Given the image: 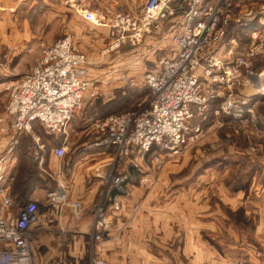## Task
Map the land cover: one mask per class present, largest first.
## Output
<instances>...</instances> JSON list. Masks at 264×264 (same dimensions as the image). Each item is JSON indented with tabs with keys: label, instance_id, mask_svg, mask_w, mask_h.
I'll return each mask as SVG.
<instances>
[{
	"label": "crops",
	"instance_id": "crops-1",
	"mask_svg": "<svg viewBox=\"0 0 264 264\" xmlns=\"http://www.w3.org/2000/svg\"><path fill=\"white\" fill-rule=\"evenodd\" d=\"M137 4L138 0H0V10L6 12L4 24L10 25L5 30L0 27V41H3L0 53L4 55L0 54V118H4L0 122V129H4L0 131L4 173L0 189L22 204L32 201L37 205L35 220L30 225L33 233L30 247L35 261L90 264L93 208L102 199L110 222L109 235L100 243L97 253L108 264H264V255L256 254L264 252V162L204 161L198 175L183 179L180 191L163 195L155 191L145 193L138 172L127 163L120 168L129 176L124 193L112 191L102 198L106 164L115 148L91 146L94 135L90 123L109 115L99 114L93 108L98 97L86 93L83 103L87 104V110L75 113L60 135H49L34 122L30 133L17 136L4 117L8 101L6 84L29 72L40 58L44 44L38 42L30 48L29 39L57 41L67 34L76 51L100 56L109 41V30L88 23L76 9L102 10L111 15L118 11L134 12ZM24 6L30 8L27 13L14 15L15 10ZM231 6L234 17L249 10L253 13L246 26L233 22L229 25L225 47L238 54H252L253 63L259 61L254 69L259 70L264 65V0H231ZM29 12L33 15L31 19ZM34 15L37 31L31 34L29 24L35 20ZM16 20L21 24L18 30L12 27ZM233 29L241 32L234 33ZM242 33L249 45L241 44ZM167 49V43L158 48L153 38H145L137 52L140 59L149 60L154 66ZM89 76L94 77L91 63ZM95 77L98 80L93 79V86L97 82L102 86L109 84ZM93 86L88 92L94 95ZM247 88L244 93L249 95L252 92L247 93ZM260 103L264 104V98H260ZM216 106L213 103L211 110ZM197 123L198 119H194L191 124ZM211 124L212 119L202 123L206 133ZM223 131L214 129L215 133L209 134L212 138L205 139H212L211 149L221 153L219 140ZM60 146L66 148L62 158L53 153ZM152 158L149 155L147 162L153 164ZM238 168H246L240 181L235 177ZM147 174L155 181L160 176L154 170ZM54 190L64 193V203L50 200L49 193ZM114 200L122 205L119 212L111 208ZM225 239L229 254L222 255Z\"/></svg>",
	"mask_w": 264,
	"mask_h": 264
},
{
	"label": "built area",
	"instance_id": "built-area-1",
	"mask_svg": "<svg viewBox=\"0 0 264 264\" xmlns=\"http://www.w3.org/2000/svg\"><path fill=\"white\" fill-rule=\"evenodd\" d=\"M231 7V0L212 4L207 0H145L135 13L108 15L102 10L76 9L88 23L109 30V41L101 54L122 49L137 52L145 38H153L158 48L163 43L168 47V52L164 51L146 71L144 84L149 94L137 108L90 123L94 135L91 146L115 148L106 164L102 198L112 191L124 193L127 175L120 169L123 165L128 163L138 171L149 155L154 161H160L162 153L178 158L202 139V123L208 119H212L215 130L249 135L247 150L255 151L251 141L264 137L257 118L260 98L264 97V68L254 69L252 54H238L225 47L229 25L246 26L253 13L249 10L234 17ZM89 66L88 57L74 49L70 37L43 48L36 65L5 86L8 101L4 117L13 132L17 136L30 133L32 124L38 122L49 135L63 134L93 86ZM246 87L253 92L245 94ZM215 102L217 106L211 110ZM194 119H198L195 125L191 124ZM53 153L62 158L66 148L56 147ZM3 178L0 161V181ZM49 198L55 203L65 202L60 190L49 193ZM111 208L119 212L122 205L114 200ZM36 212L35 202L22 204L0 189V264L36 263L30 247V225ZM109 224L100 199L93 208V248L108 238ZM90 264L108 263L92 256Z\"/></svg>",
	"mask_w": 264,
	"mask_h": 264
},
{
	"label": "rangeland",
	"instance_id": "rangeland-1",
	"mask_svg": "<svg viewBox=\"0 0 264 264\" xmlns=\"http://www.w3.org/2000/svg\"><path fill=\"white\" fill-rule=\"evenodd\" d=\"M144 1L145 0H138V4L136 6L137 8L132 13L137 12L139 7ZM28 9H30L29 6H24L21 8V10L20 9L15 10L13 13L14 15L17 13L16 16H20L22 12L24 15L25 12L27 13ZM32 9L33 11H35L36 7L34 6L32 7ZM125 12H129V11H125ZM5 13L6 12H4V9L2 8L0 10V27H2V29L4 30L10 26L9 24H4V19H5L4 17H6L4 15ZM29 15L31 19V16H33L31 15V12H29ZM34 19H35V15H34ZM34 21H36V19L30 21L29 24L30 32L33 31L31 34L36 33L37 31L36 29L37 26L34 23ZM12 27L18 30L20 29L21 24L16 20L12 24ZM46 27L47 26L45 25V30ZM231 31H233L234 33L241 32L239 29H233ZM227 32L228 31H226V34ZM240 36H241L240 37L241 44L249 45V41H247V39L243 36V33L240 34ZM66 37H70V36L65 34L59 40H62ZM226 37H228V34ZM57 41L49 40V39L37 40L36 38H31L28 40V45L30 46V48L31 47L33 48V46H36L38 42L39 45L44 44L43 47L40 49L41 51L43 48L52 46ZM226 41L227 38H225L224 42ZM5 42H10V41H5ZM13 42L18 43L20 41L14 40ZM105 46L103 48H105ZM130 51L131 50L128 51L127 49H122V51H119L117 53L101 54L100 56H96V55L91 56L87 53H84L88 57L89 62L91 63L92 72L94 75L93 79L98 80V78H96L95 76H99L100 78L103 79V81L106 80L109 81L108 82L109 84H106L104 86H102V84H100L99 82L94 83V86L92 87L91 91H96V93H94L93 95L92 93L88 92L87 94L88 96L91 97H98L93 107L97 110V113L101 114L105 112V113H109L110 115V114H118L125 111L133 110L137 108V105L149 94V91L144 84V75L146 71L151 70L153 66H151L150 62H148L149 60L147 61L145 59H140L138 56V52H136V50L132 52ZM166 52H168V50ZM1 56L4 55L1 54ZM256 58L257 60H259L258 57ZM263 62H264V58H263ZM255 63L259 64V61H256ZM255 63L254 65H257ZM256 67H261V66L258 65ZM93 79L92 81L94 82ZM251 90L252 89H249L246 92L249 93L251 92ZM86 105L82 102L80 108L76 110L75 113L86 111L87 110ZM261 106L262 107L257 109V118L259 125L262 128H264V115H263L264 104H262ZM75 113L73 115H75ZM93 117L95 116H92V118ZM223 132L224 133H220L222 138L221 140H219V147L222 149V153L221 151H216L211 149V145H212L211 143L213 141L212 139L205 140L207 138H212V136H210L209 134L215 133L214 129H212L209 126L207 128V133L205 132V135L202 137V139L199 140L195 145L188 146V148L185 149V151L181 153L178 158L177 157L169 158L168 155L162 153L160 154L161 156H159L161 160L160 161L153 160L152 161L153 164L151 163V161L147 162L148 159H146V162L143 163L142 166L139 168L140 170L137 171L139 175L140 183L144 187L143 191L145 193H148L150 191L160 192L162 193V195L171 192L172 193L178 192L181 189V185H183L182 184V181H184L183 179H186L187 176L195 177L196 175H198L199 172H201L203 166L202 164L204 161H209V160L232 161L235 159L239 163H244L245 160L254 161V162L256 161L264 162V137L253 138V141L251 142H253L254 144L255 151L250 152L247 150L250 145V138H248L249 135H246L244 133L234 134L233 130L230 129H226ZM149 162L151 163V168H149L150 166ZM149 170L152 171L154 170L156 172V176L160 175L157 181L151 179L150 175L147 174ZM245 170L246 168H238L239 172H237L235 176L237 178V181H240L241 177L244 176ZM160 171L161 174L159 173ZM125 174L127 175V180L124 183V185L128 182V177H129L127 171L125 172ZM144 178L146 179V182H142V179ZM125 190L126 189H123V191ZM224 241L222 242V247H224L222 248V255H224L223 252L225 254H229L227 250V245H228L227 240L225 239ZM98 246L97 248L95 247L93 248V257L97 256L99 258H102L100 256V253H97V250L98 252L100 250ZM256 254L257 256H262L264 255V252L257 251Z\"/></svg>",
	"mask_w": 264,
	"mask_h": 264
},
{
	"label": "bare ground",
	"instance_id": "bare-ground-1",
	"mask_svg": "<svg viewBox=\"0 0 264 264\" xmlns=\"http://www.w3.org/2000/svg\"><path fill=\"white\" fill-rule=\"evenodd\" d=\"M249 89H252L251 87H248L247 89H246V91H248ZM253 91V89L251 90V92ZM251 92H249V93H251Z\"/></svg>",
	"mask_w": 264,
	"mask_h": 264
},
{
	"label": "trees",
	"instance_id": "trees-1",
	"mask_svg": "<svg viewBox=\"0 0 264 264\" xmlns=\"http://www.w3.org/2000/svg\"><path fill=\"white\" fill-rule=\"evenodd\" d=\"M260 107H262L261 105H259V107L258 108H260ZM263 115H264V113H263ZM259 116V115H258ZM126 172V171H125Z\"/></svg>",
	"mask_w": 264,
	"mask_h": 264
}]
</instances>
